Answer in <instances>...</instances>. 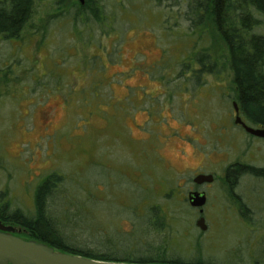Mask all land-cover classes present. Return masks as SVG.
Instances as JSON below:
<instances>
[{
	"label": "rangeland",
	"instance_id": "obj_1",
	"mask_svg": "<svg viewBox=\"0 0 264 264\" xmlns=\"http://www.w3.org/2000/svg\"><path fill=\"white\" fill-rule=\"evenodd\" d=\"M57 2L35 0L20 34L0 35V209L31 217L47 185L43 216L62 248L120 263L264 264V181L224 179L235 161L264 167V139L234 126L229 53L212 23L192 32L166 1L105 0L103 23ZM203 51L220 69L198 79ZM199 172L218 178L200 187L205 232L188 202Z\"/></svg>",
	"mask_w": 264,
	"mask_h": 264
},
{
	"label": "trees",
	"instance_id": "obj_2",
	"mask_svg": "<svg viewBox=\"0 0 264 264\" xmlns=\"http://www.w3.org/2000/svg\"><path fill=\"white\" fill-rule=\"evenodd\" d=\"M35 0H4L0 2V35L16 38L33 15ZM57 6L68 5L74 20L86 19L103 23L109 18L104 10L105 0H84L82 6L78 0H57ZM178 7L182 15L190 23L193 32L201 28L209 20L228 49V63L236 86L237 100L241 110L255 123L264 124V36L255 35L253 31L264 26V0H157ZM69 2L71 4L69 5ZM170 6V7H172ZM70 10V11H71ZM69 11V12H70ZM167 11L171 13L169 8ZM199 70L195 77L219 74V64L208 52H201L196 58ZM49 186L41 188L42 197ZM34 231L40 238L55 244L57 241L53 230L43 220L33 224ZM56 245V244H55ZM65 253L82 256L95 261L121 262L109 257H95L72 248L60 247ZM152 261L134 262L129 264H152ZM197 264H200L199 262Z\"/></svg>",
	"mask_w": 264,
	"mask_h": 264
},
{
	"label": "flooded vegetation",
	"instance_id": "obj_3",
	"mask_svg": "<svg viewBox=\"0 0 264 264\" xmlns=\"http://www.w3.org/2000/svg\"><path fill=\"white\" fill-rule=\"evenodd\" d=\"M236 103L238 106V114L235 112L234 110V114H235V120H234V126L238 129H240L242 132H244L248 138H250L253 142H256L257 137H254L252 135H250L249 133H247L245 131V129L243 128V126L241 124H236V118L237 115L240 117V119L242 120V122L244 124H246L248 127L253 128V129H264V124L261 123H255L252 119H250L248 117V115L245 114L244 111L241 110V105L240 102L234 101L233 104ZM232 104V106H233ZM234 109V108H233ZM249 121L248 123L246 121ZM251 123L253 124L251 126ZM246 173H250L251 175H253L254 177H256L257 179L264 181V167H254V166H250L248 164H246L245 162L242 163L240 161H235L230 163L227 166L226 172L224 174V179L228 180L230 182V179L232 180H237L240 177H242L243 175H245ZM200 175H210L213 177V181L212 183H203L201 185H198L195 183V179L200 176ZM217 176L216 175H211V174H204V173H197L195 174L194 179L192 180L191 184H192V188L191 190L188 192V198L190 196V194L193 193H198V194H203L206 197V204L203 208L200 209H194L196 212L198 211L199 213V218H204L205 219V223H206V218L204 217V212L208 203V197L207 194L205 192H203L200 187L204 186V185H208V184H215L217 183ZM42 191L40 190V192L37 193L36 195V202H38V198L41 196ZM189 202V201H188ZM35 212L31 215V217H26L22 214H20V212H15L12 216L8 215V210L7 207H3L0 209V233H5L6 235H11L15 238L21 239L23 241L26 242H35L38 244H43V245H47L49 247H52L56 252H60V253H65L64 251L60 250L59 246H56L57 244H62L60 238L55 235V230L52 228V226L50 225V223L48 222V220L45 219V217L43 216L44 211L42 209V205L38 204L35 205ZM204 215V216H203ZM39 220H43L44 222H46L50 228L53 230V234L55 236L56 239V245L48 242L42 238H40L39 236L36 235L35 231H34V227H32L33 224L37 223ZM4 229H11L12 231H4Z\"/></svg>",
	"mask_w": 264,
	"mask_h": 264
},
{
	"label": "water",
	"instance_id": "obj_4",
	"mask_svg": "<svg viewBox=\"0 0 264 264\" xmlns=\"http://www.w3.org/2000/svg\"><path fill=\"white\" fill-rule=\"evenodd\" d=\"M83 6L85 1L78 0ZM235 112L238 114V106L233 104ZM236 124H241L245 131L250 135L264 139V129H253L242 122L237 115ZM213 177L210 175H200L195 179V183H212ZM206 197L203 194H190L188 201L192 208L200 209L206 204ZM195 226L205 232L207 225L202 217L196 221ZM4 231H12L4 229ZM0 264H129L120 262H102L95 261L82 256H76L68 253L56 252L52 247L38 244L35 242H26L5 233H0Z\"/></svg>",
	"mask_w": 264,
	"mask_h": 264
}]
</instances>
